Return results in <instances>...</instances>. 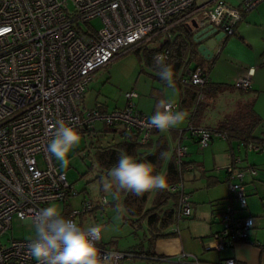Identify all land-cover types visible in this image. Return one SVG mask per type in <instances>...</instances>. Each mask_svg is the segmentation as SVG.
Returning a JSON list of instances; mask_svg holds the SVG:
<instances>
[{"label": "built area", "instance_id": "2783aa9c", "mask_svg": "<svg viewBox=\"0 0 264 264\" xmlns=\"http://www.w3.org/2000/svg\"><path fill=\"white\" fill-rule=\"evenodd\" d=\"M261 1L264 0H243L236 7L226 0H214L211 6H197L194 0H0V264H37L28 250L32 238H11L3 243L2 236L11 228L14 217L33 224L40 209L64 202L75 194L65 172L57 168L48 152L56 121L63 120L77 131L95 130L96 123L120 127L126 134L135 135L139 145L147 144L156 130L148 126L151 116L136 108L134 91L125 93L126 102L121 108L107 110L96 103L80 110L95 71L106 66L124 47L151 43L156 36L170 39L172 27L184 14L205 19L225 36L232 35L243 12ZM96 18L100 20L99 26L91 23ZM220 50L217 48V53ZM158 54L164 55L168 64L170 49L166 46L156 52L155 64ZM252 74L253 69L249 68L244 75L237 76L234 88L249 91ZM175 81L182 86L202 88L209 81V72L200 65L187 69L184 63ZM197 98H204L202 91ZM165 103L180 111L178 103ZM186 131L195 138L199 149L206 148L213 138H226L224 132L191 121ZM240 144L247 150H264V144ZM174 151L181 179L170 189L178 191V224L191 213L184 173L196 166L184 159L186 145L178 143ZM239 161V157L233 156L232 162L225 166L229 200L218 216L219 229L210 235L205 250L219 251L248 241L255 225V216L240 212L247 207L245 172L254 176L256 169L237 168ZM107 174L108 171L104 173L106 178ZM101 201L107 203L105 195ZM92 208V202L84 200L80 210L71 208L62 215L74 220ZM97 247L101 255L119 253L118 264L138 255L101 239ZM194 262L199 264L197 260ZM220 264L235 261L228 258Z\"/></svg>", "mask_w": 264, "mask_h": 264}, {"label": "crops", "instance_id": "0c3cea01", "mask_svg": "<svg viewBox=\"0 0 264 264\" xmlns=\"http://www.w3.org/2000/svg\"><path fill=\"white\" fill-rule=\"evenodd\" d=\"M226 1L233 6L240 7L243 0ZM195 2L197 6L204 4L211 6L214 0H195ZM185 15L186 14L182 16L184 18L181 21L172 27V37L170 39L167 37H158L155 41L150 43L149 47L154 48L161 46L166 40L172 41L176 36L186 40V33H190L192 36L199 28L210 24L207 20H200L195 15L187 17ZM194 25L198 27L195 28ZM197 45L198 43H196V47ZM216 46L211 59H205L202 55L198 54L196 60L190 59V63L188 64L187 59L189 58V53H186L184 61L187 63V69L196 65L203 66L209 70L210 82H214L217 80L211 77V73L213 72V70L211 71L212 67L226 64L227 67L231 68L226 78L230 79L231 85H233V80L237 76L244 75L249 68H252V87L247 92H241L239 98L232 100V106L236 108L242 105L245 100L253 99V109L257 115L262 118V121L257 125L253 134L256 137L264 138V126H262L264 125V115L259 114L255 109L257 108L256 105L259 99L264 97L262 96L264 95V1L259 2L250 11L243 12L242 18L235 28V32L232 35L224 36ZM217 48H221V52L217 53ZM219 55L222 56L218 59ZM196 61L199 63H196ZM201 61H206L207 64H200ZM179 73H181V69H179L178 75ZM89 85L90 84H88V86ZM88 86L81 100L84 107H87V105H85V97L89 93H87ZM176 91L177 92L164 101L176 102L180 108L181 95L179 90ZM136 108L149 116L154 115L157 110L156 106L151 110V113H145L142 107L138 108L136 105ZM233 108L231 111L234 110ZM193 109V106L187 109L180 108V111L186 113L183 123L167 131H160L168 138L170 146L169 154L175 150L178 143L186 145L187 154L184 159L193 162L196 166L193 170L184 173V189L189 194L191 213L178 221V232L167 236H160L153 240V242L149 240L150 233L149 230L146 229L144 222L142 228H134L142 233L140 248L138 250H133V252L136 251L140 253L134 257L140 258L144 260V262L133 260L134 257H132L130 260H123L121 264H195V260H197L199 264H220L228 258H233L235 264H264V163L258 165L257 168L252 163L248 162H243L244 165L239 166V163L236 165L237 168L254 166L256 169V175L254 176L245 172L243 180L244 188L248 187L250 189L247 191L246 195L247 207L240 213L255 216V225L249 233L248 241L237 242L233 246L219 251L204 249V245L208 242L210 235L219 229L218 216L220 215L224 203L229 200V189L226 172L224 176H221L218 171L213 170L214 167H212L211 170H206L204 155L193 153L187 145L190 142L193 144L196 143L195 138L190 136L186 131V125L190 121L191 111ZM226 112L218 114L214 112L213 108L206 106L203 110L204 115L200 125L212 127V125L226 114ZM113 129L120 130L121 128L113 127ZM112 135L115 139L111 145L120 140L118 132H112ZM154 138L155 134L152 133L150 140L154 141ZM220 139H224L228 142L227 151L225 150L226 152L222 153L225 155L226 160L224 164L232 162L233 156L238 157L240 149L248 151L237 139ZM213 140L214 138L211 142H213ZM147 144L142 146L147 148ZM209 145L207 147H209ZM145 148L144 150H150L149 148ZM255 152L264 155V150ZM216 155L215 152L211 153V159L214 160ZM244 156L246 158H244V160H248V154H244ZM241 160L244 161L243 158L240 159V161ZM253 194L255 195L253 196ZM114 197L115 199H113V201L116 200L118 203L122 199V195H116V193ZM174 227H176V223L170 226L169 230H174ZM256 242L259 245H257Z\"/></svg>", "mask_w": 264, "mask_h": 264}, {"label": "rangeland", "instance_id": "374dc122", "mask_svg": "<svg viewBox=\"0 0 264 264\" xmlns=\"http://www.w3.org/2000/svg\"><path fill=\"white\" fill-rule=\"evenodd\" d=\"M91 23L94 26H99L100 20L96 18ZM83 27L86 28L87 25L83 24ZM149 45L150 42L124 47L106 66L96 70L93 80L88 86L87 93H89L85 97V105L87 107H84L81 102L80 110H87L96 103H101L109 110L121 108L126 102L125 93L134 91L137 93V98L134 101L138 108L142 107L145 113H151V110L158 106L161 100L164 101L177 92L176 87L169 88L165 81L157 77L160 69L149 64L147 52L148 48H151ZM221 56L219 55L218 59ZM196 63L199 62L196 61ZM200 64L206 65L207 62L201 61ZM213 67L211 69V71L213 70L211 77L217 80L214 82L228 84L223 89V92L217 94L215 98L208 102V106L213 108L214 112L218 114L226 111L228 113L233 108L232 100L239 98L241 92L231 85L230 79L226 78L231 68L227 67L226 64ZM256 106V111L264 115V97L259 99ZM233 109H237V107ZM104 127L103 124L96 123L95 130L86 131L82 129L78 131L81 135V141L70 152L67 169H62L53 156L57 168L65 172L67 180L72 184L75 191L74 195H70L64 202H57L55 205L59 206L62 213L67 214L71 208L80 210L82 202L90 200L93 205L92 210L74 217V221L77 222L78 226L87 228L98 224L102 227L101 241L103 243H113L118 249L123 251L138 250L141 245L142 233L127 223L122 218V212L118 211L117 207L112 204L113 199H115L113 192H104L102 190L101 182L102 179L106 178L104 176L106 171H102L97 166L94 154L98 148L111 145L115 139L112 131H106ZM187 145L193 153L204 155L206 170H211L214 167L213 170L224 176L225 166L229 164H224L226 160L225 155L222 154L227 151V141L216 137L209 147L204 149H199L197 143L193 144L190 142ZM213 152L217 154L214 160L211 159V153ZM244 154H248V160H244ZM238 155L240 159L243 158L244 160L239 161V166L244 165L243 162H248L257 168L258 165L264 163V155L255 151L240 149ZM249 189L245 187L246 195ZM102 195L106 196L107 203L105 204L101 201ZM34 235L32 223L14 217L11 228L2 236L1 241L5 243L11 238H33ZM133 260L144 262V260L136 257Z\"/></svg>", "mask_w": 264, "mask_h": 264}, {"label": "trees", "instance_id": "16d2710c", "mask_svg": "<svg viewBox=\"0 0 264 264\" xmlns=\"http://www.w3.org/2000/svg\"><path fill=\"white\" fill-rule=\"evenodd\" d=\"M194 4H196L195 0ZM158 37L156 36L151 41H155ZM185 37L186 40L176 36L172 41L166 40L161 46L148 48L149 64L160 69V66L154 63L153 56L160 49L167 46L170 49L168 65L173 68L175 80L179 69L186 63L184 61L186 53H189V58L187 59L188 64L190 63V59L196 60V56L199 54L196 43L190 33H186ZM157 77L160 78V76ZM226 85L227 83L210 82V78L202 88H198L195 85L182 86L179 82L175 81V87L180 91L181 95L180 108L187 109L193 106L194 109L191 111L190 121L195 125H200L204 115L203 110L209 105L208 102L212 98H215L217 94L223 92ZM200 91L204 94V98L197 100ZM239 91L243 92L241 90ZM253 102V99L245 100L237 109L224 114L210 128L217 132H224L228 140L237 139L246 144H264V138L256 137L253 134L257 125L262 121V118L253 109ZM83 129L90 131V129ZM104 130L118 132L120 140L113 145L101 147L96 150L94 159L102 171H110L117 164L119 154L123 151L133 156L137 162H150L155 166V173L166 174L168 179V188L166 190H154L140 197L126 191L116 192V195H122V199L119 203L114 200L112 204L117 209L122 210V218L134 228H142L144 222L146 229L149 230V240L151 242L160 236L175 233L176 231H170L169 227L175 223L177 224L178 191L171 190L170 187L181 179V172L175 162V151L169 154L170 146L168 138L156 129L152 132L155 134L154 141L150 140L146 145L147 148H145L136 142L135 135L126 134L121 129L115 130L108 126H105ZM144 148H149L150 150H144ZM161 152L168 153L167 160L160 158ZM135 253L139 254L140 252L135 251Z\"/></svg>", "mask_w": 264, "mask_h": 264}, {"label": "clouds", "instance_id": "9594fccd", "mask_svg": "<svg viewBox=\"0 0 264 264\" xmlns=\"http://www.w3.org/2000/svg\"><path fill=\"white\" fill-rule=\"evenodd\" d=\"M166 59L161 54L155 57L160 66L158 74L169 88H174V71L165 63ZM185 117V112L174 111L170 103L161 100L148 126L164 132L182 124ZM54 129V138L48 144V152L62 169H67L69 154L80 143L81 135L63 120L56 121ZM160 158L167 159L168 153L161 152ZM101 184L104 192L115 194L126 191L140 197L154 190H166L168 179L166 174L155 173V166L150 162H137L133 156L122 151L117 164L108 172L107 178L102 179ZM33 227L35 235L30 240L28 250L37 264H118L119 253L101 255L97 247L102 233L100 225L87 228L78 226L74 220L64 217L55 204L36 212Z\"/></svg>", "mask_w": 264, "mask_h": 264}, {"label": "water", "instance_id": "95a60500", "mask_svg": "<svg viewBox=\"0 0 264 264\" xmlns=\"http://www.w3.org/2000/svg\"><path fill=\"white\" fill-rule=\"evenodd\" d=\"M197 28V25H194ZM222 31H217V28L212 24H208L199 28L192 35L193 40L198 43L197 51L205 59H211L214 53V47L224 37Z\"/></svg>", "mask_w": 264, "mask_h": 264}]
</instances>
